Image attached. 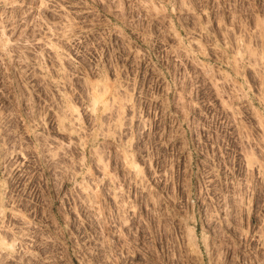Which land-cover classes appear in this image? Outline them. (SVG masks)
<instances>
[{"label": "rangeland", "instance_id": "rangeland-1", "mask_svg": "<svg viewBox=\"0 0 264 264\" xmlns=\"http://www.w3.org/2000/svg\"><path fill=\"white\" fill-rule=\"evenodd\" d=\"M0 264H264V0H0Z\"/></svg>", "mask_w": 264, "mask_h": 264}, {"label": "built area", "instance_id": "built-area-1", "mask_svg": "<svg viewBox=\"0 0 264 264\" xmlns=\"http://www.w3.org/2000/svg\"><path fill=\"white\" fill-rule=\"evenodd\" d=\"M217 181L218 180H216V179L213 180L212 187L210 188V193L214 196L215 195L222 196L221 201H220L221 204H219V206H220L219 209L222 210L223 208H226L227 206H231V207H229V209H230V211H232L233 204L235 202L239 203V201H238L239 199H235L234 196L238 197L240 194L237 190L232 191V193L230 195L225 194L224 187L221 186V184L218 183Z\"/></svg>", "mask_w": 264, "mask_h": 264}]
</instances>
